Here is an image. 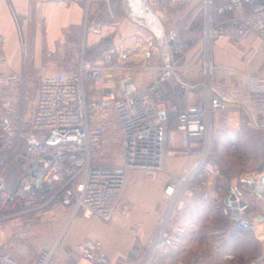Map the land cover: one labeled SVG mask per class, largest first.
I'll return each instance as SVG.
<instances>
[{"label": "built area", "instance_id": "1", "mask_svg": "<svg viewBox=\"0 0 264 264\" xmlns=\"http://www.w3.org/2000/svg\"><path fill=\"white\" fill-rule=\"evenodd\" d=\"M83 1L84 35L102 33V26L92 24L89 18L95 0ZM203 2L206 15L203 37L208 46L222 35L256 36L264 41V0ZM7 43L8 36L0 32V63L5 61ZM115 52L111 48L99 60L89 58L82 50L77 68L43 73L31 117L26 122L20 108L23 73L0 69V229L6 221L24 220L57 201L72 206L73 215L82 212L86 217L96 215L111 220L121 205L131 173L144 170L156 175L166 170L167 150L170 146L175 148V130L169 129L170 113L162 84L181 68L180 64L178 60L166 64L142 60L135 65H115ZM174 53L181 55L183 50L177 47ZM114 67L122 73L154 70L158 74L141 85L132 74L110 73L108 70ZM200 68L205 78L206 100L184 107L173 105L172 109L186 151H192L193 138L209 139L214 116L232 109L228 101L242 103L252 113L250 123L258 129L264 128V69L245 75L242 85L215 82L211 86L209 80L215 71L211 57H206ZM108 110L117 116L116 135L108 129L105 117L106 113L110 114ZM92 113H95L93 118ZM113 140L123 151L122 162L95 161L94 151L104 155ZM12 157L21 172L11 185L7 165ZM206 157L204 149L187 176H172L166 184L164 191L171 197V204L154 241L160 240L166 245L176 233L184 231L181 225L169 223L168 217L176 198L195 178L202 184L212 185L203 197L222 199L223 212L233 217L238 229L244 232L254 229L255 218L248 212V193L264 201V170L249 183L247 191L227 185L219 168ZM235 208L237 215L233 214ZM77 250L80 258L76 264H113L98 239L86 238L78 243ZM47 254L34 264H48ZM260 261L264 264V254ZM0 264H23L13 254L11 240L0 247Z\"/></svg>", "mask_w": 264, "mask_h": 264}, {"label": "crops", "instance_id": "2", "mask_svg": "<svg viewBox=\"0 0 264 264\" xmlns=\"http://www.w3.org/2000/svg\"><path fill=\"white\" fill-rule=\"evenodd\" d=\"M89 18L92 24L102 26L103 32L89 34L86 56L100 60L105 51L114 48L115 65H135L138 59L151 64L178 60L181 68L162 84L169 113L174 114L173 105L184 107L206 100L204 73L200 68L206 59V56L201 57L206 44L203 37L206 15L202 0H95ZM84 19L83 0H0V32L8 36L5 61L0 63V69L23 73L30 69L28 66L45 73L58 68H77ZM20 37H24L23 43L31 45L25 52L19 47ZM177 47L182 48L181 55L174 53ZM210 57L215 65V82L242 85L245 75L262 71L264 41L256 36L233 38L222 35L212 42ZM108 71L119 76L132 74L139 83L145 82V77L158 74L154 70L122 73L116 67ZM228 103L232 106L229 111L248 113L252 118V113L242 103ZM238 118L235 123L240 124ZM173 129L175 148L170 146L167 150L166 170L156 175L144 170L134 171L112 221H104L96 215L86 217L82 212L73 215V207L60 201L36 215L42 222L49 221V232H45L43 238L56 248L59 259L76 264L80 258L77 245L86 238L102 241L110 259H116V253L128 246L137 245V248L153 241L171 204V197L164 191L166 184L172 176H187L201 153L199 143L202 139L193 138L192 151L188 152L183 148L182 133L176 125ZM260 131L264 135V128ZM259 173L251 171L235 178L229 177V184L248 191L249 183ZM211 187V184L193 179L176 198L168 220L181 225L184 231L176 233L164 247L156 246L154 257L157 264H161L163 259L166 264H207L200 256L196 257V253L211 246L222 248L221 261L218 262L262 264L264 201L248 193V212L255 218V227L244 232L235 226L232 216L223 212L222 199L203 197L204 191ZM17 221L20 220L6 221L0 229V247L10 240V226ZM112 234L118 243L115 252L106 242V239H112ZM168 260L176 262L167 263Z\"/></svg>", "mask_w": 264, "mask_h": 264}, {"label": "rangeland", "instance_id": "3", "mask_svg": "<svg viewBox=\"0 0 264 264\" xmlns=\"http://www.w3.org/2000/svg\"><path fill=\"white\" fill-rule=\"evenodd\" d=\"M190 1L192 2L193 0ZM18 22L20 23L21 21ZM90 33L91 32H88L87 36L83 35L82 37L80 50L81 52L82 50H84V52L86 53L85 48L87 47L88 36ZM20 38L22 41L20 42L19 47L22 49L23 52H25L26 47L29 48L31 45L29 43H23L24 37ZM215 40H217V38ZM204 56H211V45L208 46L207 44H205V46L202 48L201 57L203 58ZM142 60L143 59H138L137 62H141ZM27 68L30 69L24 70L23 72L24 86L22 87V93L20 95L21 115L24 118V122L28 121L31 117L39 86V81L43 74V72L39 69H35L33 67L28 66ZM263 69L264 65L262 70ZM144 80L145 82L140 83L141 85L146 84L149 78L146 79L145 77ZM207 80L208 79H206V82ZM209 81L211 86L215 84L214 74L211 75ZM105 112L106 111H104L103 114ZM108 112H110V110H108ZM90 116L93 118L95 116V113H92ZM238 116V119L241 120L240 124L235 123L236 117ZM244 116H246V119H243ZM249 116L250 115L248 113L242 112H218L212 120L211 129L208 134L209 139H202V141L199 143L200 151H203L204 149L206 150L207 160H211L216 164V166L219 168L221 178L225 181L226 184L230 183L229 177L235 178L237 176H241L244 173L247 174V172L253 171V173H255L262 172L264 170L263 131L261 132L260 129H257L250 123ZM105 117L108 118L109 131L112 135H116V114L114 113V111H111L110 114L106 113ZM173 128H175V121L173 117H171L169 129L172 130ZM176 136L177 138H179L178 132H176ZM104 155L100 154L99 156V151L95 150V161H101L102 159V161L105 163L109 162L118 164L122 162L123 151L119 143L113 140L111 142L110 147L108 148V151ZM14 163L16 164L14 157H12L11 159H9L7 165V169L14 176L13 184L17 181L16 179H18L17 174L14 173V170L12 169L14 167ZM160 172H163V170H161ZM205 176L210 177L211 175L206 174ZM36 215L37 214H32L28 218L14 222L13 225L10 226L9 233L11 236L10 240L12 241L13 254L23 264H32L33 262L41 258V256H44L45 253H48V264H71L66 259H59L56 256V248H53L52 245H49V242L45 241V238H43V236L45 237V232H49V221L42 222L40 218H36ZM164 218L165 217H163V219ZM113 219L114 218L108 221H112ZM162 220L159 224L156 235L162 225ZM45 225L47 227H44ZM156 235L153 238V241L155 240ZM110 237L112 239H106V242L109 247H112L114 249L115 252L118 247V243L115 241L113 234ZM154 242L155 243L153 245V242H151L149 245L145 246L138 245L137 248V245L133 247L128 246L125 250L123 249L120 252L116 253V259H111V261L113 264H154V262L156 263L158 261L155 260L154 257L156 256L154 252L156 246H159V248L161 246L164 247V244L160 240ZM101 243L104 248V244L102 241ZM206 247H208V245ZM222 254V248L217 247V249H215L213 246H211L206 251L204 250L201 252H197L196 257L200 256L202 261L206 262L207 264H224L223 262H218V260L221 261L220 257ZM175 262L176 261L168 260L167 263ZM160 263L166 264L165 259H163Z\"/></svg>", "mask_w": 264, "mask_h": 264}, {"label": "trees", "instance_id": "4", "mask_svg": "<svg viewBox=\"0 0 264 264\" xmlns=\"http://www.w3.org/2000/svg\"><path fill=\"white\" fill-rule=\"evenodd\" d=\"M171 117H173V119H174V121H175V125H176V118H177V116H176V113L174 112V114H170V117H169V122H171ZM170 124V123H169ZM13 170H14V173H16L17 174V177H18V175L20 174V167H19V165L16 163H14V167L12 168ZM11 174V175H10ZM16 177V176H15ZM195 179H197V180H199L198 178H195ZM17 180V179H16ZM9 181H10V183H11V185L13 184V181H14V176L12 175V173L11 172H9ZM16 183V182H15Z\"/></svg>", "mask_w": 264, "mask_h": 264}, {"label": "water", "instance_id": "5", "mask_svg": "<svg viewBox=\"0 0 264 264\" xmlns=\"http://www.w3.org/2000/svg\"><path fill=\"white\" fill-rule=\"evenodd\" d=\"M253 180H254V177H253ZM253 180H252V181H253ZM226 202H228V200H226ZM234 204H236V203H234ZM233 214H234V215H237V214H238V210H237L236 208L233 210Z\"/></svg>", "mask_w": 264, "mask_h": 264}, {"label": "bare ground", "instance_id": "6", "mask_svg": "<svg viewBox=\"0 0 264 264\" xmlns=\"http://www.w3.org/2000/svg\"><path fill=\"white\" fill-rule=\"evenodd\" d=\"M46 259H48V254H47V256H46Z\"/></svg>", "mask_w": 264, "mask_h": 264}]
</instances>
